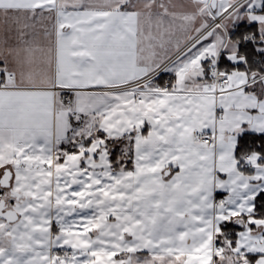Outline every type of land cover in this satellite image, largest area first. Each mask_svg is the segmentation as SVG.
<instances>
[{
	"label": "snow or ice",
	"instance_id": "6c2138e0",
	"mask_svg": "<svg viewBox=\"0 0 264 264\" xmlns=\"http://www.w3.org/2000/svg\"><path fill=\"white\" fill-rule=\"evenodd\" d=\"M0 264H264V0H0Z\"/></svg>",
	"mask_w": 264,
	"mask_h": 264
}]
</instances>
